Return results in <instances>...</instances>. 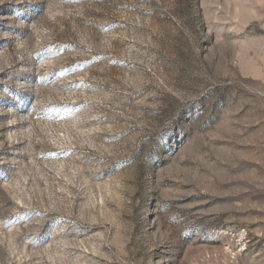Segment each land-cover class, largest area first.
Masks as SVG:
<instances>
[{
  "label": "rangeland",
  "instance_id": "1",
  "mask_svg": "<svg viewBox=\"0 0 264 264\" xmlns=\"http://www.w3.org/2000/svg\"><path fill=\"white\" fill-rule=\"evenodd\" d=\"M0 264H264V0H0Z\"/></svg>",
  "mask_w": 264,
  "mask_h": 264
}]
</instances>
